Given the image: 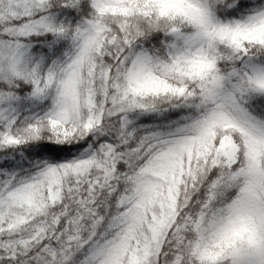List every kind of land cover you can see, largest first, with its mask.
Wrapping results in <instances>:
<instances>
[{"label":"snow or ice","instance_id":"6c2138e0","mask_svg":"<svg viewBox=\"0 0 264 264\" xmlns=\"http://www.w3.org/2000/svg\"><path fill=\"white\" fill-rule=\"evenodd\" d=\"M0 264H264V0H0Z\"/></svg>","mask_w":264,"mask_h":264}]
</instances>
